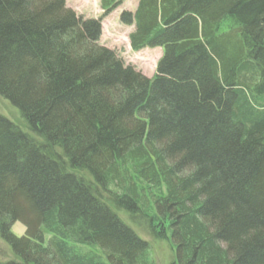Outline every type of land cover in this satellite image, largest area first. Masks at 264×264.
I'll list each match as a JSON object with an SVG mask.
<instances>
[{
    "label": "trees",
    "instance_id": "16d2710c",
    "mask_svg": "<svg viewBox=\"0 0 264 264\" xmlns=\"http://www.w3.org/2000/svg\"><path fill=\"white\" fill-rule=\"evenodd\" d=\"M125 1L0 0L28 126L0 114V264H154L137 217L180 264H264V0H139L120 21L162 49L152 78L100 44Z\"/></svg>",
    "mask_w": 264,
    "mask_h": 264
},
{
    "label": "rangeland",
    "instance_id": "374dc122",
    "mask_svg": "<svg viewBox=\"0 0 264 264\" xmlns=\"http://www.w3.org/2000/svg\"><path fill=\"white\" fill-rule=\"evenodd\" d=\"M67 6L73 9L78 15L89 19H98L103 15L100 0H66ZM139 0H126L118 9L113 11L103 20V35L100 44L109 49L115 50L124 60L126 65H131L140 71L147 78H152L156 73L157 63L162 55V49L145 48L139 52L131 49L129 35L134 31V27L125 26L120 21V16L124 11L134 12L137 9ZM0 114L20 127L23 131L28 130V126L21 115L19 108L10 101L0 96ZM133 231L150 244L149 256L154 264H180L174 243L167 240L153 238L146 223L140 217L126 222ZM144 223V224H143ZM143 224V225H140ZM25 226L16 223L13 232L18 235L25 234ZM170 233L168 232V236ZM145 235V236H144ZM0 239V258H8L11 253Z\"/></svg>",
    "mask_w": 264,
    "mask_h": 264
}]
</instances>
